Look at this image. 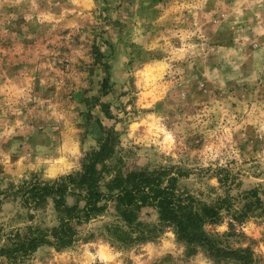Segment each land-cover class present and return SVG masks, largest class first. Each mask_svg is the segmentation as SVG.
<instances>
[{
    "label": "rangeland",
    "instance_id": "374dc122",
    "mask_svg": "<svg viewBox=\"0 0 264 264\" xmlns=\"http://www.w3.org/2000/svg\"><path fill=\"white\" fill-rule=\"evenodd\" d=\"M102 145L101 192L167 171L229 201L205 231L264 264V0H0V264H238L150 206L127 223L117 201L86 220L77 186L35 198ZM77 217L74 245L26 254Z\"/></svg>",
    "mask_w": 264,
    "mask_h": 264
},
{
    "label": "trees",
    "instance_id": "16d2710c",
    "mask_svg": "<svg viewBox=\"0 0 264 264\" xmlns=\"http://www.w3.org/2000/svg\"><path fill=\"white\" fill-rule=\"evenodd\" d=\"M106 146L102 145L100 150L92 151L84 159L83 172L76 177L68 176L62 183L41 186L35 190V198L42 197L48 192H54L58 202L63 200L67 193L68 185L83 188L87 193L85 197L84 213L86 220L92 217V214L102 210L98 204L106 201H117L124 209V219L131 223L136 219L134 215L140 209L146 206L154 208L159 214L160 226L174 229L177 234L187 243H198L207 248L210 254L226 260H233L238 264H251L252 257L248 251H237L230 247L222 246L216 240L211 239L205 231L207 225L218 223L221 219V211H226L230 207H224L229 202L223 200L213 206L203 205L194 200L186 192H180L172 183L163 186L160 179L167 175V171L156 173L141 172L135 175L130 188L121 187L120 180L110 193L100 191V178L97 166L105 158ZM64 205V202H62ZM67 208V207H66ZM248 212L245 213L247 215ZM240 218V217H238ZM80 217L64 220L59 229L55 231L54 241L48 238L34 239L29 244L26 254L34 252L43 245L53 246L58 250L66 249L74 245L77 239L78 231L73 222L80 223ZM6 256L11 259L10 252L0 250V257Z\"/></svg>",
    "mask_w": 264,
    "mask_h": 264
}]
</instances>
